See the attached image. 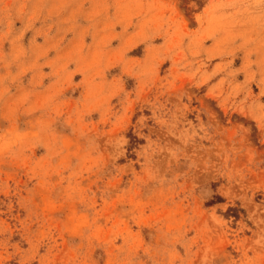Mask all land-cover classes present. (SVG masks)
<instances>
[{"label": "rangeland", "instance_id": "1", "mask_svg": "<svg viewBox=\"0 0 264 264\" xmlns=\"http://www.w3.org/2000/svg\"><path fill=\"white\" fill-rule=\"evenodd\" d=\"M0 264H264V0H0Z\"/></svg>", "mask_w": 264, "mask_h": 264}, {"label": "trees", "instance_id": "2", "mask_svg": "<svg viewBox=\"0 0 264 264\" xmlns=\"http://www.w3.org/2000/svg\"><path fill=\"white\" fill-rule=\"evenodd\" d=\"M220 199H216L215 201H213V200H210L207 204H212V203H214V202H217V201H219ZM229 211L231 210V208H229L228 209ZM233 216H235L236 217V215H233Z\"/></svg>", "mask_w": 264, "mask_h": 264}]
</instances>
